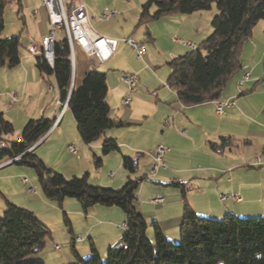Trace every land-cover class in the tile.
Wrapping results in <instances>:
<instances>
[{
  "label": "crops",
  "instance_id": "1",
  "mask_svg": "<svg viewBox=\"0 0 264 264\" xmlns=\"http://www.w3.org/2000/svg\"><path fill=\"white\" fill-rule=\"evenodd\" d=\"M144 2L142 0L141 5ZM10 3L16 4L18 9L17 14L22 11H31L32 17L39 19L38 32L40 38L35 39L31 37L25 42L22 53L19 52L20 60L17 66L11 69L0 67V112L13 125L14 131L15 128L22 131L30 120L52 122L51 131L46 134L42 142L34 147L33 153L42 144L51 140L52 137L59 136L60 140L64 139V144L66 145L64 150L68 154H70L67 149L68 146L73 145L76 148V154L70 155L78 161L74 167L79 170L82 169L78 166L82 155L86 156L87 161L90 159V152H94L92 156L97 157L96 154L101 153L102 142L106 139H113L117 142L119 150L116 153L114 152L115 155L113 157L101 154L104 161L102 162L101 157L100 167L103 166L109 179H106L103 174L97 175L99 180L96 179L97 182H93L92 185L98 186L104 184L108 188L118 190L125 184L127 175L125 179L123 175L119 176L118 172L117 174L111 172L109 166L111 159L113 158L114 161L121 162L122 157L137 158V167L139 166L142 169L141 176L137 178H144L151 175L152 161L150 152L157 144H162L168 148L165 156L167 168L159 170L153 177L151 175L149 182L155 186L172 188H176L169 185L172 182L183 184L185 199L183 200V204L187 203L199 217L220 219L225 214H232L236 217H264V19L256 24L251 36L242 44L240 51L241 68L228 80L219 95L218 100H231L234 103L233 106L225 110L223 115H216L211 102L195 106L180 104L174 91L168 90V87L167 89L160 90L158 93H154L156 103L155 111L153 112L142 110L140 109L141 107L139 108V105L141 104L142 106L144 103L146 93H148L147 90L141 91L139 89H136V92L133 94L135 102L131 98V103H135L134 109L119 110L120 108H129L131 106V103L129 107H124L121 104L126 95V87L122 83L125 90L124 92L119 91L118 96H121L119 101L115 100L113 96L108 97V87L106 95V102L110 110L112 109L111 106L114 107L113 110H118L117 112L109 113L110 118L114 122H121L122 125L105 130L101 135L102 137L100 136L97 141L90 145H85L77 138V134H74L76 124L73 118L67 117L66 114L69 112L67 108L61 113L62 102L60 101L53 76H42L35 66L36 56H31L26 51L28 45L38 43V40L49 30L44 7L40 4L39 0H10ZM85 7L88 18V29L91 35L93 37L99 36L117 41L116 51L105 63L100 64L104 65L116 53L125 51L126 47H129L122 40H120L121 43L118 40L120 35L130 33L131 29H120L119 31L118 29L99 28V23L110 22L111 18H108L107 21L102 18V12L98 15L91 6L89 7L85 4ZM34 11H36L35 16L33 15ZM196 13L189 15H166L163 19L161 18V22L165 23L168 29H145L144 36L137 39V42L142 43L144 46H146V43L151 42L152 48L150 50L152 53H158V60L160 59L161 52L157 46L159 47L160 40L162 41L168 37L176 36L178 39L184 38L198 46L200 42L212 33V27L208 29L206 26L201 27L198 24H190L192 21L189 18ZM44 22L47 24V27H44ZM147 32L148 34H146ZM173 45L171 46L172 49L168 50V57L171 60L189 51L187 47L175 42H173ZM77 55L79 61L77 71L75 69V76L77 78L78 74L79 84L88 70L97 68L100 65L95 66L80 49H77ZM150 56L151 54H148V60H151ZM4 70H7V73ZM131 72L137 73L138 77L139 75H143L144 71L138 68L131 70ZM246 72L250 74V78L239 89L238 82ZM104 74L107 77V74ZM50 77L54 80L55 85ZM140 82L141 80L138 77L137 87L141 86ZM73 85L77 86L75 85V78ZM20 130H18V137L21 133ZM137 135L138 137H136ZM126 136L130 137L126 139ZM149 137L151 138L150 142L148 140ZM221 137L230 138V144L223 148H212L210 143H219ZM71 141L76 143L77 146ZM127 145L130 147H127ZM83 146H85L84 150ZM78 149H81L82 152ZM257 158L261 162L258 166L254 164ZM40 160L45 165L48 164L43 156H41ZM185 161H191V163L199 165L201 170L195 169L192 165L187 167L182 166L185 165ZM6 165L9 164H3V166ZM3 166L0 164V168ZM53 171L55 170L53 169ZM87 174L89 179L90 172ZM62 175L64 176V174ZM102 182L103 184H101ZM149 182L142 181L140 183L134 201L135 210L146 222H156L166 239H177L179 237L178 225L180 220H182V200L177 199L176 195H172L168 199L161 195L164 199L163 203L153 204L151 202L152 199H150L151 205L161 206L160 211L150 213L149 208H144L147 205L146 202H140V205H138V200L143 199V196L146 197L147 192L150 193L151 197V189L147 190L143 184ZM26 184H23L21 180V185L24 186ZM208 188H212L215 192L213 204L211 203L213 199L208 197L207 194ZM223 193L241 195L242 201L236 203L227 200L229 203L224 204L227 201L222 202L219 200V195ZM36 194L35 189L33 195ZM194 194L201 195L199 197L201 199L188 198V196L192 197ZM41 200H43L41 197L38 198V202H43ZM220 203H223V206ZM44 204L47 205V203ZM69 204L67 203V205ZM215 205L219 206L218 209H214L213 206ZM107 208L106 210H109V212L112 210L110 209L111 207ZM253 208L258 209V211H253ZM90 209L83 212L85 214L88 212L95 214L97 212ZM124 220L122 213L121 225H118V228L123 233L125 231V228L122 227V224H125ZM121 236L110 242L108 248L118 243ZM74 237L76 240H74L75 244L77 243V236ZM94 248L99 256H104L108 249L99 252L96 246Z\"/></svg>",
  "mask_w": 264,
  "mask_h": 264
},
{
  "label": "trees",
  "instance_id": "2",
  "mask_svg": "<svg viewBox=\"0 0 264 264\" xmlns=\"http://www.w3.org/2000/svg\"><path fill=\"white\" fill-rule=\"evenodd\" d=\"M10 0H0V34L4 29V10ZM215 4L217 14L211 21L212 33L200 42L195 51H188L167 63L170 70L166 84L177 101L184 106H195L218 100L228 80L240 70L242 44L251 36L256 24L264 19V0H146L140 8L139 23L157 21L170 14L189 15L209 10ZM148 34V32L146 33ZM19 37L0 38V67L13 68L19 64ZM65 37L54 44V63L51 67L43 57L36 56L35 66L42 76H53L60 101L67 100V110L76 124V131L85 145L97 141L105 130L122 125L109 116L106 102L107 84L104 73L88 70L77 86L71 87V66ZM52 122L30 120L22 129L20 143L11 140L13 125L0 112V141L7 149L0 152V164L21 156L10 164L33 168L43 196L61 204L75 199L83 211L94 207H117L124 215L125 231L115 245L101 258L93 245L94 257L82 259L75 248L71 251L75 264H264V218H237L225 214L220 219L199 217L183 204L179 226V242L166 240L156 222L147 223L134 207L136 191L143 180L131 178L138 165L137 158L122 157V168L127 173L125 184L118 190L94 186L88 174L66 179L50 170L33 154L36 145L48 133ZM230 138L221 137L212 148H223ZM113 139L102 142L101 154L118 151ZM96 167L101 159L93 156ZM180 188L183 184L172 182ZM6 209L0 217V264H44L34 254L44 247L50 233L33 212L5 201ZM65 224L69 219L64 214ZM151 228L153 242L147 236ZM75 238H72V245Z\"/></svg>",
  "mask_w": 264,
  "mask_h": 264
},
{
  "label": "rangeland",
  "instance_id": "3",
  "mask_svg": "<svg viewBox=\"0 0 264 264\" xmlns=\"http://www.w3.org/2000/svg\"><path fill=\"white\" fill-rule=\"evenodd\" d=\"M83 2L87 6L89 7L91 6L97 12L98 15H100L101 12L103 14L104 11H107L110 14L109 15L110 16L109 18H111L110 22H103L101 24L99 23L98 24L99 28L118 29L119 31L120 29L122 30L131 29L130 33H127L126 35H120L118 40L119 43H121L120 40H122L123 38H131L137 41V39H140L144 36L143 33L145 29H168L166 24L161 22L165 16L162 17V19H159V21L157 20V21H148L145 23H139L138 16L140 13L142 0H83ZM17 10L18 9L15 3L8 2L6 4L3 15L4 29L0 34V38L8 39L13 36H18L20 42L19 52L22 53V49L24 48L23 46L26 41H28L31 37L35 39L40 38L38 32L39 19H34L31 15V11H22L21 13L17 14ZM215 14H217V10L215 4L213 3L209 10L197 12L196 14L192 15L191 18H189L192 21L190 24L193 25L198 24L201 27L206 26L208 29H211L210 21ZM106 20L108 21V19ZM45 26L47 27V24H45L44 22V27ZM63 36H64L63 32H58V39H62ZM173 39H178V37L171 36V38L168 37L167 39H164L162 41L160 40L159 47L157 46V48H160V52H161V55L159 56L160 57L159 60L157 59L158 53L155 52L152 53V51L150 50L152 48L151 42H148L146 43L145 46L146 55H144L143 60H138L136 58L135 53L129 47H126L125 51H121V52L119 51L118 53H116L115 56L112 57L109 60V62H107L106 64L100 65L97 68H93L99 73L107 74L106 83L109 91L108 97L113 96L115 100L117 99V101H119V99L121 98L120 95L118 96L119 91L124 92L125 90L124 85L120 80V76L122 75V73L136 75L137 73H132L131 70H135L139 68L141 71L144 72L143 75L141 76L138 73L139 75L138 77L141 80L140 82L141 86L137 87V89L141 91L147 90L148 92L146 93L147 95L145 97L144 103L142 104V106L140 104L139 108L141 107L140 109L151 112L155 111L156 96L154 93H158L160 90H163L164 88L167 89V87H165L167 78L169 76L168 74L169 68L167 66V63L171 60L168 57L169 55L168 50H171L172 49L171 46H174ZM180 39L188 41L187 39L184 38H180ZM38 41H40V39ZM74 46H75V54H76L75 69L77 71L78 61H79L77 55L78 48L76 47V45ZM173 49H175V47H173ZM182 50L185 49L183 48ZM148 54H151L150 56L151 60L147 59ZM154 59H156V61H154ZM4 71L7 73V70ZM50 79L54 83V80L51 77ZM77 84H78V74H77V78L75 76V85ZM133 97L134 95L131 97L132 101L135 102V99H133ZM134 104L135 103H131V106L129 108H120L119 110H132L134 109ZM111 108L112 109L110 110V113L118 111V110H113L114 109L113 106H111ZM66 115L67 117L72 118L70 112H67ZM18 130L20 129L15 128L13 136L10 137L11 140L16 141V139L19 138ZM74 134L75 135L77 134L76 130L74 131ZM129 137L130 136H126L125 138L127 139ZM136 137H138V135ZM77 138L81 141L78 134H77ZM148 140L150 142L151 138L149 137ZM64 142H65L64 139L60 140L59 136L52 137L51 140H48L46 143L42 144L33 154L40 159L41 156H43L44 160L49 164V165L46 164V166L49 169L51 168L50 170L54 169L56 172L64 174V177L66 179H70L74 176L81 177L83 176L84 172L86 173L90 172V178L88 179V182L90 184H92L93 182H97L96 179L99 180L98 176L100 174H103L106 177V179H109L107 173L103 169V166L96 167L94 165L93 156H92L94 152L93 153L90 152L89 161H87L85 155H82L81 162L80 164H78V166L82 169L79 170L75 169L74 165H76L78 161H76V159L73 156H71L64 150V148L66 147ZM72 143L77 146L76 143L74 142ZM127 147L130 146L127 145ZM84 149L85 146H83V150ZM114 152L116 153V151H113L110 154H108L110 155L108 157L111 156L113 157V155H115ZM96 155H97L96 158L101 159L102 157L101 153H98ZM103 161L104 159L102 157V162ZM51 163L52 165H50ZM184 164L185 165L182 166L187 167L192 165L195 169L201 170V167L199 165H195V163H191V161H185ZM109 166L111 172H113L114 174H117L118 172L119 176L123 175V177L126 179L127 173L122 168L121 162L119 161L116 162L112 158ZM141 174H142V169L139 168L138 166L135 170V173L131 175V178L140 177ZM153 176L154 175H152V177ZM24 178L27 179L28 183L23 186L21 185V180ZM101 184H103V182ZM143 184L147 188V190L151 189L150 191L151 197H150V193L147 192L145 195L146 197L143 196V199H141L140 201L138 200V205H140V202L143 203L146 202L147 205L144 206V208L145 209L149 208L150 213H155L161 210V206H156L153 204L151 205L150 204L151 202H149V200L152 199L156 194L162 195L164 196V198L167 199L172 195H176L177 199L182 200V204H183V200H185L184 195L182 194L180 188L155 186L151 182L143 183ZM98 186L102 188H108V186L104 184ZM31 187H34L36 189L37 192L36 195H33L32 192L28 191V189ZM207 194L208 197H210L211 199H213L215 196L214 195L215 192L213 191L212 188L207 189ZM200 196L201 195L194 194V196L193 195L192 197L188 196V198L191 199L195 198L198 200L201 199L199 198ZM239 196L242 199V196L241 195ZM40 197L41 199H43L41 200L43 202L40 201L38 202V198ZM6 200L17 207L20 208L27 207L26 208L27 210L34 212V215L38 218V220H40L42 224H44L49 228L50 233L48 234V236H46L44 240L45 244L43 249L38 253L34 254L33 256L34 259L41 260L44 262V264H75L76 258L71 251L72 246L75 248L76 252L82 259L92 258L94 257V254L90 250L91 245H93V247L96 246L97 251L102 252V250L108 248L109 246L108 244L110 242H113L115 238L123 234V232L118 228V225L119 226L121 225V219H122V211L119 208L111 207L110 209L112 210H110L109 212V210H106L108 209L107 207L94 206L95 208L91 207V209L90 208L89 209L91 211L94 210L97 211L95 214H90V212L85 214L81 208V205L75 199L67 198L61 204L46 200L38 184L37 174L35 170L30 166H26L22 164H9L0 168V217H2L3 212L6 209V203H5ZM44 203H47V205ZM67 203L70 204L67 205ZM211 203L212 204L214 203V199L211 200ZM228 203L229 202L227 201L224 204H228ZM220 205L223 206V203L222 204L220 203ZM213 207L214 209H218L219 206L215 205ZM253 211L257 212L258 209L256 210L253 208ZM64 214H66L67 218L69 219L70 225L65 224ZM237 218L246 219V218H264V217L257 216V217H237ZM208 219H214V218H208ZM161 221L162 223H164L163 220ZM147 223L149 224L151 223V221ZM180 224H181V220L179 222L178 227L180 226ZM74 236H77V243L72 245L71 239L75 238ZM146 236L151 242H153L152 230L150 226L146 231ZM166 240L173 244H176L179 242V237L174 240H168V239ZM55 247L58 248L55 249ZM100 257L104 258L105 255Z\"/></svg>",
  "mask_w": 264,
  "mask_h": 264
},
{
  "label": "built area",
  "instance_id": "4",
  "mask_svg": "<svg viewBox=\"0 0 264 264\" xmlns=\"http://www.w3.org/2000/svg\"><path fill=\"white\" fill-rule=\"evenodd\" d=\"M40 4L44 7L47 14L48 31L43 35L38 43H31L26 48L27 53L31 56L43 57L44 60L52 67L54 63V44L58 39V32H63L64 37L67 41L69 55L68 59L71 66V87L74 84L75 78V46L80 49L95 66L105 63L116 51L117 41L114 39H108L104 37L95 36L93 37L88 29V18L85 4L82 0H39ZM36 11L33 12L35 16ZM110 14L104 11L102 18L108 19ZM122 42L130 47L135 53L138 60H143L146 52V48L142 43H139L131 38H124ZM173 42L187 47L189 51H195L197 45L191 41L183 39H173ZM250 78L249 73H244L242 79L238 82V88L240 89L245 81ZM120 80L126 87V95L122 100V106L129 107L131 103V97L136 92L138 86V77L135 74L122 73ZM166 87L167 84L165 85ZM214 106L216 115L221 116L225 113V110L234 105L231 100H213L211 101ZM67 108V100L61 103V113ZM51 129V128H50ZM49 130L48 132H50ZM46 136V135H45ZM44 136V137H45ZM43 138L31 147L28 151L34 149ZM17 143L21 142V139H16ZM7 149L4 142L0 141V152ZM68 152L71 155L76 154V148L73 145L68 146ZM168 148L162 144L155 146L150 152L151 157V174L154 175L159 170L167 168L165 161L166 153ZM21 156L14 157L10 161L3 163L10 164L17 161ZM2 164V165H3ZM256 166L260 165V159L257 158L255 163ZM151 176V175H150ZM150 176L143 178L144 182L150 181ZM27 179H22V183L26 184ZM30 192L35 193L34 188L29 189ZM219 200L224 202L231 200L232 202H241L242 199L238 194L229 193L219 195ZM164 201L163 197L156 194L151 202L153 204H162ZM125 228V224H122ZM58 247H55L57 249Z\"/></svg>",
  "mask_w": 264,
  "mask_h": 264
}]
</instances>
